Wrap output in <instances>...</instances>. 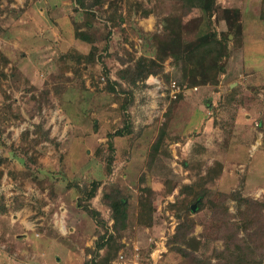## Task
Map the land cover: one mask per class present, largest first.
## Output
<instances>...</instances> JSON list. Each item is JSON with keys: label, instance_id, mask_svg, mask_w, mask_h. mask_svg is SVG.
I'll list each match as a JSON object with an SVG mask.
<instances>
[{"label": "rangeland", "instance_id": "1", "mask_svg": "<svg viewBox=\"0 0 264 264\" xmlns=\"http://www.w3.org/2000/svg\"><path fill=\"white\" fill-rule=\"evenodd\" d=\"M226 1L219 3L242 11L243 25L240 36L230 39L226 73L217 88L195 90L183 84L188 89L174 102L167 83L161 91L154 80L132 87L118 77L130 54L154 52L152 41L139 31L160 35L163 20L174 13L171 3L140 0L139 16L113 28L109 41L99 43V55L77 76L74 61L64 57L73 50L86 54L91 45L75 37V26L83 19L74 0H0V50L11 60L5 71L12 75L0 77V119L9 105L18 116L4 129L7 149L0 150L7 158L0 165L5 171L0 195H5L8 207L0 215V264H86L92 257L87 249H94L104 230L79 205H91L111 227L105 190L119 189L129 203L126 248L114 264H179L181 256L167 248L177 225L170 203L177 200L179 188L169 194L166 180L192 184L200 170L205 176L207 168L219 163L222 173L207 183L208 189L241 190L257 200L264 196V0ZM118 6L125 15V1L118 0ZM96 20L97 33H105V17ZM213 28L227 31L225 22ZM165 65L175 81L177 69L171 60ZM108 79L120 83L125 93L120 88L118 98L110 93ZM147 83L156 86L149 88ZM130 93L123 111L121 103ZM39 124L54 142L32 146L34 131L42 133ZM117 131L124 135L113 138L116 152L108 176V136ZM161 131L160 154L152 163L150 153ZM28 143V155L24 149L18 151ZM185 163L202 166L190 171ZM142 178L155 193L152 228L137 219ZM94 182L102 184L88 201L86 191ZM198 203L190 206L196 204L197 211ZM229 207L235 213V201ZM194 216L199 223L195 235L211 242L209 250L221 247L209 214Z\"/></svg>", "mask_w": 264, "mask_h": 264}, {"label": "trees", "instance_id": "2", "mask_svg": "<svg viewBox=\"0 0 264 264\" xmlns=\"http://www.w3.org/2000/svg\"><path fill=\"white\" fill-rule=\"evenodd\" d=\"M125 15L120 13L118 0H74L76 11L83 15V21L75 26V37L77 40L91 45L88 53L73 50L65 55L64 59L74 61L72 63L73 73L80 75L83 67L91 65V61L99 55V43L109 41L113 35V28H121L127 20L132 21L139 16L140 0H124ZM162 3H171L174 13L168 14L163 20V32L158 34L144 33L139 31L143 38L152 41L154 52L143 53L136 57L130 54L127 61H122L123 69L118 73V77L129 86H146V82L151 76L163 77L169 86L172 83V75L166 73V62L172 61L177 69L175 72L179 77L175 81L180 85L187 84L189 87L211 86L217 88L222 75L226 73V61L230 57V36L236 40L243 30L241 22L242 13L237 9L227 8L219 3V0H156ZM121 9V8H120ZM198 13L192 19L188 18ZM105 17V33H97V18ZM225 22L227 31L218 33L213 25ZM107 29V30H106ZM62 59L63 61H65ZM67 62V61H66ZM11 65L10 58L0 50V77L10 78L5 69ZM14 75V73H12ZM125 93L122 85L108 79L106 89L115 94L118 98L119 91ZM49 92V91H47ZM6 94V93H5ZM180 94L178 102L182 98ZM8 98L11 96L7 95ZM132 99V93L128 94L125 101L121 103V108L126 111ZM50 104V103H49ZM9 105L7 111L2 114L0 121V150L7 149V143L3 138L4 129L16 122L18 116L15 115ZM171 108H169L170 110ZM9 122L10 124H6ZM37 128L42 130L40 134L37 130L34 133L37 137L31 140L32 146L37 143L51 139L50 132L44 131L43 125ZM30 131H26L28 135ZM122 131H117L108 136L106 161V175L112 174V164L116 152L113 138L123 136ZM164 131H161L152 146L151 158L154 159L160 154ZM23 141H28L23 138ZM29 143L18 151L28 155ZM98 151L99 159L102 157ZM15 153L9 159H15ZM170 156V154H169ZM7 158L0 156V165ZM204 165V163H203ZM202 166L185 163V167L190 171H195ZM222 173V165L207 168L206 175H202L201 170L196 180L192 184L174 183L166 180L167 192L171 194L179 188L177 200L170 203V211L177 220L175 233L167 242L168 252L175 256H181L179 264H264V196L261 199H253L244 196L241 190H234L231 193L213 192L208 189L207 183L214 180ZM5 175L4 169H0V185ZM141 195L138 201V222L147 228L153 227L154 213L157 205L154 201L155 193L150 187L144 186V178L141 180ZM100 182H94L92 187L86 191L87 200L91 201L96 197ZM154 195V196H153ZM180 198V200H179ZM183 198V200H182ZM5 195H0V215L6 214ZM82 201V200H81ZM198 202L196 212L206 211L215 226L218 241L222 242L221 247L209 250L210 241L202 240L195 235L198 220L195 218L192 202ZM235 201V213H232L229 202ZM103 203L111 210L112 225L108 227L100 212L91 205L82 206L85 212L96 221L97 225L104 230V234H99L95 242L94 249H87L91 254V259L86 264H114L119 259L120 252L126 248L124 242L129 230V203L124 199L123 193L117 189L105 190ZM216 240V239H215ZM150 254H146L149 258ZM144 264H150L143 261Z\"/></svg>", "mask_w": 264, "mask_h": 264}, {"label": "built area", "instance_id": "3", "mask_svg": "<svg viewBox=\"0 0 264 264\" xmlns=\"http://www.w3.org/2000/svg\"><path fill=\"white\" fill-rule=\"evenodd\" d=\"M156 84L160 85L159 82H157ZM169 87H170V98L172 100L177 99L180 94L184 93L188 89L187 85H180L176 81H172ZM195 90H197V88H195Z\"/></svg>", "mask_w": 264, "mask_h": 264}, {"label": "crops", "instance_id": "4", "mask_svg": "<svg viewBox=\"0 0 264 264\" xmlns=\"http://www.w3.org/2000/svg\"><path fill=\"white\" fill-rule=\"evenodd\" d=\"M221 1V0H220ZM223 2L225 3V4H228V2L226 1V0H223ZM234 3V0H229V4H233ZM56 7H58V6H56ZM74 7H77L76 5H74ZM238 9H240V8H238ZM241 10V9H240ZM242 12V11H241ZM82 19H83V15H82ZM81 21H83V20H81ZM80 21V22H81ZM231 39V38H230ZM169 61V60H168ZM167 61V62H168ZM173 68H174V66H173ZM158 77V78H157ZM157 79H160L161 80V82L159 81V80H157ZM150 80H154L153 81V83L152 84H156L157 82H159L160 83V87H161V89H159L156 85H150L149 83H147L148 84V86H149V88H152V87H154L155 88V86H156V88L158 89V90H163L164 89V87H165V85H166V83H165V81H163V78L162 77H160V76H151L149 79H148V81L147 82H149ZM158 85V84H157ZM237 85V83H235V84H233V85H231L232 86V88H234L235 86ZM169 86V85H168ZM194 88H198V87H194ZM170 101H172V99L170 98ZM208 106H210V105H208Z\"/></svg>", "mask_w": 264, "mask_h": 264}, {"label": "water", "instance_id": "5", "mask_svg": "<svg viewBox=\"0 0 264 264\" xmlns=\"http://www.w3.org/2000/svg\"><path fill=\"white\" fill-rule=\"evenodd\" d=\"M230 38H232V36H230ZM196 206H197L196 204L192 206V211H193V213L196 212Z\"/></svg>", "mask_w": 264, "mask_h": 264}]
</instances>
